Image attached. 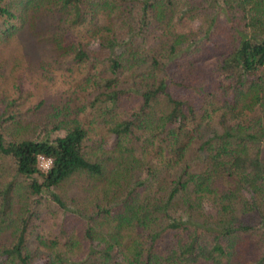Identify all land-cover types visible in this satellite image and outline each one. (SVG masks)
I'll list each match as a JSON object with an SVG mask.
<instances>
[{
	"label": "trees",
	"instance_id": "16d2710c",
	"mask_svg": "<svg viewBox=\"0 0 264 264\" xmlns=\"http://www.w3.org/2000/svg\"><path fill=\"white\" fill-rule=\"evenodd\" d=\"M22 32L0 264H264V0H0Z\"/></svg>",
	"mask_w": 264,
	"mask_h": 264
},
{
	"label": "rangeland",
	"instance_id": "374dc122",
	"mask_svg": "<svg viewBox=\"0 0 264 264\" xmlns=\"http://www.w3.org/2000/svg\"><path fill=\"white\" fill-rule=\"evenodd\" d=\"M203 23L200 21L194 22H186L184 27H187L191 32H196L200 25ZM23 55L26 59L31 60L34 64L42 61L46 57V49L37 45V43L28 35V33L22 32L16 36L9 45L0 49V93L4 91L3 88L5 80L8 78V75L12 72L13 68H9L11 65H15L14 61L19 56ZM7 63V64H6ZM6 64V65H4ZM4 65V66H3ZM15 68V67H14ZM16 73L17 69L15 68ZM84 100L82 99V102ZM52 102V101H51ZM111 139H107V143L105 146L108 148L112 144ZM46 202L43 203V207L41 208V218H45L46 228H49L54 222L55 218L53 216L48 215L46 213ZM53 208L47 209L53 210L55 209V205H52ZM42 262V260H38V264Z\"/></svg>",
	"mask_w": 264,
	"mask_h": 264
},
{
	"label": "built area",
	"instance_id": "2783aa9c",
	"mask_svg": "<svg viewBox=\"0 0 264 264\" xmlns=\"http://www.w3.org/2000/svg\"><path fill=\"white\" fill-rule=\"evenodd\" d=\"M38 163H39V167L41 168L42 171L47 172L50 169V166H51V160L50 159L39 156L38 157Z\"/></svg>",
	"mask_w": 264,
	"mask_h": 264
}]
</instances>
